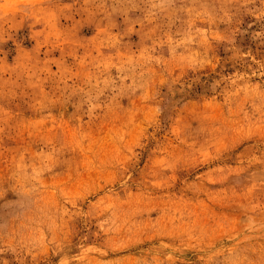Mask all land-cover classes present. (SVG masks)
<instances>
[{
  "label": "rangeland",
  "instance_id": "obj_1",
  "mask_svg": "<svg viewBox=\"0 0 264 264\" xmlns=\"http://www.w3.org/2000/svg\"><path fill=\"white\" fill-rule=\"evenodd\" d=\"M0 264H264V0H0Z\"/></svg>",
  "mask_w": 264,
  "mask_h": 264
}]
</instances>
